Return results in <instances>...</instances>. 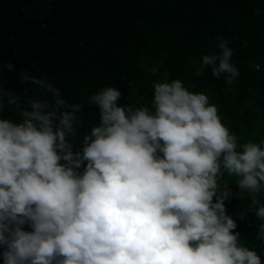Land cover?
<instances>
[{
	"label": "clouds",
	"instance_id": "obj_1",
	"mask_svg": "<svg viewBox=\"0 0 264 264\" xmlns=\"http://www.w3.org/2000/svg\"><path fill=\"white\" fill-rule=\"evenodd\" d=\"M216 47L219 54L193 62L195 75L210 68L232 84L240 75L234 50L223 37ZM22 79L43 95L21 108V96L0 87V111L15 107L19 116L0 118L4 264H264L239 243L225 207L231 189L219 184L225 172L239 177L240 196L248 193V208L264 221V147L240 144L206 94L160 80L152 108L133 109L105 87L88 99L99 124L75 151L83 106L46 78ZM256 238L264 240V223Z\"/></svg>",
	"mask_w": 264,
	"mask_h": 264
},
{
	"label": "trees",
	"instance_id": "obj_2",
	"mask_svg": "<svg viewBox=\"0 0 264 264\" xmlns=\"http://www.w3.org/2000/svg\"><path fill=\"white\" fill-rule=\"evenodd\" d=\"M218 37L234 50L240 75L232 84L210 68L195 75L193 62L219 54ZM145 66L159 72L152 75ZM25 72L46 78L67 103L83 106L75 151L99 124L91 95L111 86L122 93L120 106L151 109L154 82L176 79L209 97L240 144L251 140L264 147V0H0V87L21 96V108L43 95L23 81ZM0 118L19 121L15 107L0 111ZM238 179L225 172L219 180L231 189L226 211L237 223L239 243L264 261V240L256 238L264 221L248 208V193L240 196Z\"/></svg>",
	"mask_w": 264,
	"mask_h": 264
}]
</instances>
